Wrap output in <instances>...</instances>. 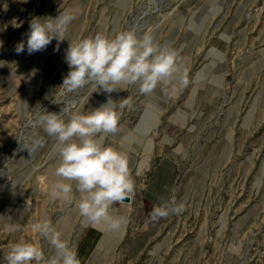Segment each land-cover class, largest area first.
I'll return each instance as SVG.
<instances>
[{
    "label": "rangeland",
    "instance_id": "obj_1",
    "mask_svg": "<svg viewBox=\"0 0 264 264\" xmlns=\"http://www.w3.org/2000/svg\"><path fill=\"white\" fill-rule=\"evenodd\" d=\"M65 9L75 17L67 38L16 52L33 18ZM125 29L178 50L177 88L144 94L122 83L126 90L110 94L131 106L106 143L140 172L131 201L113 206L129 223L112 231L81 216L76 201L50 197L58 153L38 116L64 108L67 118L105 102L95 84L61 85L66 50L70 40ZM38 138L44 143L30 152ZM171 196L184 210L152 221L153 206ZM42 217L81 264H264V0H0V264L17 240L54 254L32 230Z\"/></svg>",
    "mask_w": 264,
    "mask_h": 264
},
{
    "label": "clouds",
    "instance_id": "obj_2",
    "mask_svg": "<svg viewBox=\"0 0 264 264\" xmlns=\"http://www.w3.org/2000/svg\"><path fill=\"white\" fill-rule=\"evenodd\" d=\"M74 18L67 9L55 17L33 18L27 39L17 43L16 52H24L26 48L31 54L46 49L53 39L63 41ZM65 60L69 71L61 85L67 91L95 84V91L109 95L89 112H73L65 118L67 110L62 108L38 116L44 131L55 138L58 153L54 171L58 179L50 187V197L66 203L76 201L81 216L93 224L106 222L110 230L121 231L129 220L125 215L114 214L113 206L131 200L137 190L135 176L140 172L137 169L134 175L128 152L106 143V134L118 130L123 110L131 106L130 98L117 100L110 94L126 90L119 87L122 83L139 84V91L144 94L151 93L158 85L174 93L178 50L162 46L150 33L140 36L133 29H125L115 34L97 32L70 40ZM179 83L186 85L187 80L182 77ZM164 139L172 142L168 137ZM43 143V138L35 139L28 149L33 152ZM184 208L185 204L175 196L161 197L149 217L156 221ZM32 230L49 241L54 254L47 255L39 241L17 240L4 256L6 264H81L77 249L51 219L40 218L32 224Z\"/></svg>",
    "mask_w": 264,
    "mask_h": 264
},
{
    "label": "bare ground",
    "instance_id": "obj_3",
    "mask_svg": "<svg viewBox=\"0 0 264 264\" xmlns=\"http://www.w3.org/2000/svg\"><path fill=\"white\" fill-rule=\"evenodd\" d=\"M52 178L55 179L56 176H52ZM131 199H132V198H131ZM130 201H131V200H130ZM100 226H101V227H105L104 224H101ZM91 243H92V241L87 242V244H86V246H85V248H84L83 250H85V249L87 250V248L91 246ZM92 244H93V243H92ZM86 250H85V251H86ZM85 251H84V252L82 251L83 253L81 252L82 255H84V254L86 253ZM86 254H87V253H86Z\"/></svg>",
    "mask_w": 264,
    "mask_h": 264
},
{
    "label": "water",
    "instance_id": "obj_4",
    "mask_svg": "<svg viewBox=\"0 0 264 264\" xmlns=\"http://www.w3.org/2000/svg\"><path fill=\"white\" fill-rule=\"evenodd\" d=\"M130 200L126 201V202H129Z\"/></svg>",
    "mask_w": 264,
    "mask_h": 264
}]
</instances>
